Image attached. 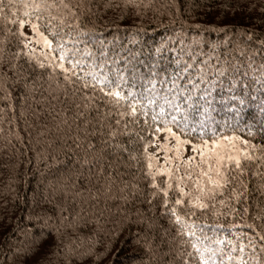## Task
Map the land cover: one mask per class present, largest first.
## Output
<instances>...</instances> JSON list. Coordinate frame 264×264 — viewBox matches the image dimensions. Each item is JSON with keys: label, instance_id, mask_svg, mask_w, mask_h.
Wrapping results in <instances>:
<instances>
[{"label": "snow or ice", "instance_id": "snow-or-ice-1", "mask_svg": "<svg viewBox=\"0 0 264 264\" xmlns=\"http://www.w3.org/2000/svg\"><path fill=\"white\" fill-rule=\"evenodd\" d=\"M151 6L123 0L135 16ZM188 7L199 5L190 0ZM0 14V66L8 65L0 99L14 108L7 88L14 77L26 92L39 88L75 109L72 140L83 151L81 166H99L104 194L117 187L126 203L147 205L152 215H137L149 250L155 240L147 232L159 231L168 264H264V36L202 25L165 26L159 39L135 26L105 35L91 0L87 7L84 0H0ZM210 31L223 40L205 41L202 33ZM53 210L28 217L47 232L17 226L20 236L4 254L8 264L30 257H37L30 264H53L52 255L76 253L74 233L60 226L75 228L88 209L70 210L65 201Z\"/></svg>", "mask_w": 264, "mask_h": 264}, {"label": "trees", "instance_id": "trees-1", "mask_svg": "<svg viewBox=\"0 0 264 264\" xmlns=\"http://www.w3.org/2000/svg\"><path fill=\"white\" fill-rule=\"evenodd\" d=\"M189 2L152 0L149 9H141V15L135 16L131 8L124 11L123 0H91V11L98 16L96 26L102 27L105 35H111L117 26H135L145 29L148 38L159 39L165 34V26L202 25L215 29H248L259 34L256 39L264 36V0H195L199 7L192 9L188 7ZM71 3L75 5L80 0H71ZM107 3L112 7L105 9ZM84 4L87 7L89 0H84ZM122 15L126 17L123 21L120 19ZM4 31L5 21L0 14V39H3ZM202 35L205 41L223 40V33L216 31L203 32ZM5 59H8L7 54ZM7 69V63L0 66V78ZM13 79H8L7 88L12 94L14 108L9 109V102L0 99V108L6 109L0 113V264H8L4 254L20 236L17 226H28L37 234L48 231L34 215L32 224H29V214L44 209L56 215L53 205L59 203L63 206L65 201L70 210H78L83 205L88 211L75 228H68L67 222L60 226L61 233L66 229L74 233L79 247L68 257L52 255L53 264L57 260L64 261V264H168L171 257L164 255L168 246L161 245L159 231L147 232L149 240H155L151 250L143 242L146 224L140 222L137 212L144 213L145 217L152 215L147 211V205L139 201L126 203L119 198L117 187L104 194V178L96 175L99 166L91 172L87 165L81 166L83 151L76 149L72 140L77 134L75 109L70 104L50 100L47 92L41 93L39 88L35 92H26L23 84L13 83ZM4 95L0 89V97ZM60 99L63 100L62 95ZM65 109H68L66 113ZM64 120L67 123H62ZM98 192V200L89 199ZM44 197L51 203H46ZM261 202L264 203V196ZM64 215L67 216L68 212ZM160 223L167 226L166 222ZM89 252H99L101 256L94 260ZM36 258L30 257L26 264Z\"/></svg>", "mask_w": 264, "mask_h": 264}, {"label": "rangeland", "instance_id": "rangeland-1", "mask_svg": "<svg viewBox=\"0 0 264 264\" xmlns=\"http://www.w3.org/2000/svg\"><path fill=\"white\" fill-rule=\"evenodd\" d=\"M30 34V33H29Z\"/></svg>", "mask_w": 264, "mask_h": 264}]
</instances>
